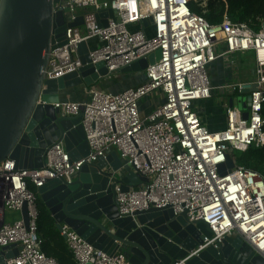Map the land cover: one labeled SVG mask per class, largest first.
Here are the masks:
<instances>
[{
  "label": "built area",
  "instance_id": "2783aa9c",
  "mask_svg": "<svg viewBox=\"0 0 264 264\" xmlns=\"http://www.w3.org/2000/svg\"><path fill=\"white\" fill-rule=\"evenodd\" d=\"M191 1L198 0H53L54 13L63 12L67 22L82 16L83 24L66 27V43L50 52L45 79H58L100 62L108 69L104 79H110L158 50L161 55L149 64L146 79L139 84L117 92L89 88L82 100L53 103L63 115L82 116L90 147L87 157L73 161L59 141L48 148L41 168H18L11 158L0 163V247H19L17 256L6 264H59L43 250L38 233L39 189L51 179L71 180L84 163L96 162L112 150L119 153L121 169H133L149 179L129 191L117 189L120 216L169 207L175 215L187 211L190 221L208 225L212 236H205L188 256L170 264H186L236 234L264 258V172L239 165L232 154L264 146V26L255 31L229 15L211 24L190 9ZM201 1L205 6L208 0ZM109 8L114 17H98ZM83 42L88 47L87 62L79 54ZM245 52L254 54L255 79L213 87L210 65ZM247 83L255 87L249 118L244 119L242 111L228 101L227 126L210 130L195 103L211 98L214 89L240 95ZM149 96L158 103L144 112L142 103ZM37 103H46L42 95ZM229 155L235 162L232 168ZM25 205L27 223L23 215L7 221L8 211L22 214ZM61 233L76 264H132L123 251L108 254L67 225Z\"/></svg>",
  "mask_w": 264,
  "mask_h": 264
},
{
  "label": "water",
  "instance_id": "95a60500",
  "mask_svg": "<svg viewBox=\"0 0 264 264\" xmlns=\"http://www.w3.org/2000/svg\"><path fill=\"white\" fill-rule=\"evenodd\" d=\"M107 15L114 17L115 11L109 8L98 13L99 18ZM143 22L148 24V20ZM82 24V16L67 22L63 12L54 13L53 0H0V163L11 158L18 168H41L48 148L59 141L64 142L73 161L90 154L82 116L63 115L53 103L68 90L104 79L108 75L105 63L45 79L50 52L66 43V27ZM79 54L84 62L90 61L86 42L81 43ZM160 55L158 50L139 59L120 69L119 75L135 74L143 82L146 68ZM254 89L247 83L240 95L229 99V105L241 110L246 120ZM40 95L45 104L37 103ZM122 165L114 151L96 162L84 163L71 180L55 178L41 187L39 197L56 227L60 231L64 225L71 227L108 254L123 251L132 264H170L188 256L205 236H212L206 223L190 221L187 211L175 215L169 207H151L137 211L134 217L120 216L117 189L129 191L149 180L133 169H121ZM234 165L229 155L228 166ZM22 215L27 223L26 205ZM18 252L15 244L0 247V264ZM186 264H264V258L236 234L218 246L207 247Z\"/></svg>",
  "mask_w": 264,
  "mask_h": 264
},
{
  "label": "trees",
  "instance_id": "16d2710c",
  "mask_svg": "<svg viewBox=\"0 0 264 264\" xmlns=\"http://www.w3.org/2000/svg\"><path fill=\"white\" fill-rule=\"evenodd\" d=\"M190 9L205 16L211 24H219L225 15L233 20L249 24L255 31H260L264 23V0H208L206 5L199 1H191ZM264 116V105L262 109ZM239 165L264 172V146L250 147L241 151ZM31 188H34L30 185ZM38 233L43 239V250L54 257L59 264H76L67 241L56 227L55 220L47 210L45 203L38 198Z\"/></svg>",
  "mask_w": 264,
  "mask_h": 264
},
{
  "label": "crops",
  "instance_id": "0c3cea01",
  "mask_svg": "<svg viewBox=\"0 0 264 264\" xmlns=\"http://www.w3.org/2000/svg\"><path fill=\"white\" fill-rule=\"evenodd\" d=\"M242 54H246V56L248 57L247 60L253 61L254 66L252 68V71L250 73H246L245 71L240 70V68L238 66H236V62H234L233 64L230 62L227 65H225V62H223L224 59H219L216 62L212 63L209 67V74H212V76H213V79H211V83H212L213 87L217 88L219 86H222V85H225L228 83H235V82H239V81L249 82V81H253L255 79V75H254V67H255L254 54L253 53L249 54V52H245ZM250 74H251V76H250ZM122 76L125 78V81H122L119 83H116L114 80H111V78L110 79H108V78L102 79L101 86L106 90H109L112 92H117V91L122 90V88H120V87H123L121 85H123L124 83L126 86H130V85H135V84H139L140 82H142V81H138L136 79V77H134L133 74H123ZM241 77L246 78L247 80H241ZM250 77H252V78L250 79ZM88 89L89 88L85 87V86L75 87V88L67 91L66 95H62L61 100H74V101L82 100V99L86 98V96L88 95ZM215 93H223V91L220 89L219 90L214 89L213 96L211 98L201 100L199 102L197 101L195 103V105H196L195 110L198 112L202 122L210 130H213V131L224 129L227 126V117H226L225 106L228 102H226L224 108H222L223 110L221 112H224V114H225V115H222L220 113V111H218L216 109V107H214V105L211 104L212 99H215L214 98ZM215 102L216 101H214L213 104ZM156 103H158V102L155 101V104ZM151 109H152V107L149 110L145 109L144 107L142 108V110L144 112H148ZM114 151H116L118 153L117 150H112L111 153ZM118 155H119V153H118ZM143 184L144 183H142L141 185H143Z\"/></svg>",
  "mask_w": 264,
  "mask_h": 264
},
{
  "label": "rangeland",
  "instance_id": "374dc122",
  "mask_svg": "<svg viewBox=\"0 0 264 264\" xmlns=\"http://www.w3.org/2000/svg\"><path fill=\"white\" fill-rule=\"evenodd\" d=\"M198 1L203 4V1H201V0H198ZM216 50H217V48H216ZM251 53L252 52H249V54H251ZM247 58L248 57L246 56V54L239 53V54H234V55H231V56L230 55H227L225 57V59L223 60V62H225V65H227L228 63L231 62V60H233L234 62H236V66H238L240 68V70H243L246 73H250L252 71V68H253L254 64H253V61L252 60H247ZM122 75L123 74H121V75H118L117 74L114 77H112L111 80H114L116 83L125 81V78ZM250 76H251V74H250ZM134 77H138V75H135L134 74ZM138 78H139V81H140V76ZM210 78L213 79L212 74H210ZM251 78L252 77H250V79ZM241 80H247V79L241 77ZM101 83H102V80H99L97 83L92 84V85H90L88 87H90V88H102V89H104L101 86ZM121 86H123V87H120L122 89L126 87L125 83L123 85H121ZM214 95H215L214 98L216 100L215 99H212L211 104L214 105V107H216V109L218 111H220V113L222 115H225L224 112H221V111L223 110L222 108H224L226 102L229 101V99L231 97V94L230 93H215ZM154 99H155V97H153V96L146 97L143 100L142 108L144 107L145 109H148L149 110L152 107V104H154V102L156 101ZM199 101H201V100H199ZM214 101H216V102L213 104ZM195 107H196V105H195ZM225 110H226V106H225ZM241 153H242L241 151H236L235 150L232 154L234 155V157L236 158V160H238V157H239V155H241ZM237 163H238V161H237ZM21 215L22 214H21L20 211H8L7 212V221L13 222V221H15L17 219H20L21 218Z\"/></svg>",
  "mask_w": 264,
  "mask_h": 264
}]
</instances>
